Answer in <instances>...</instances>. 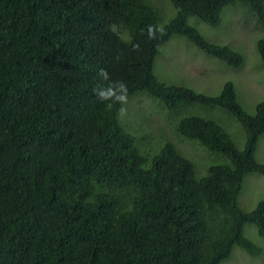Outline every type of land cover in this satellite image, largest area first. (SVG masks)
Instances as JSON below:
<instances>
[{
  "label": "trees",
  "instance_id": "trees-1",
  "mask_svg": "<svg viewBox=\"0 0 264 264\" xmlns=\"http://www.w3.org/2000/svg\"><path fill=\"white\" fill-rule=\"evenodd\" d=\"M162 24L148 0H0V264H222L238 248L262 249L264 201L239 204L244 178L264 176L256 150L264 101L247 113L227 81L217 95L159 81L161 47L185 37L238 68L245 56L188 23L217 28L240 4L264 28V0H168ZM256 51L264 64V38ZM156 100L168 113L220 108L245 134L242 149L216 120L186 115L176 137L222 162L203 164L170 140L157 151L122 121L126 100ZM201 166V168H202Z\"/></svg>",
  "mask_w": 264,
  "mask_h": 264
},
{
  "label": "rangeland",
  "instance_id": "rangeland-1",
  "mask_svg": "<svg viewBox=\"0 0 264 264\" xmlns=\"http://www.w3.org/2000/svg\"><path fill=\"white\" fill-rule=\"evenodd\" d=\"M148 1L159 10L162 24L174 17L175 11L168 0ZM188 23L195 26L209 41L228 45L241 53L245 56L244 64L238 68L229 67L224 62L205 55L185 37L174 36L161 47L155 61L153 71L158 80L190 87L207 95H217L222 85L231 81L241 106L247 113L253 114L256 104L264 101V64L255 46L257 40L264 38L262 24L240 4L225 8L223 23L217 28H211L195 18H189ZM121 113L123 122L133 116L136 123H143V129L132 121L123 123L126 131L140 140L141 150L155 152L170 140L180 151L193 157L202 171V165L206 161L208 165L222 161L208 152H204V159L197 142L179 140L176 137L174 126L182 117L199 115L212 118L225 127L235 147L242 149L245 143V134L240 124L220 108L191 106L180 114L168 113L156 100L139 94L126 100ZM256 160L264 163V135L258 141ZM259 201H264V176L248 174L244 178L239 204L243 210L251 211ZM245 235L262 249L263 254L260 257H250L235 248L229 260L222 264H264V238L259 237L253 225L245 227Z\"/></svg>",
  "mask_w": 264,
  "mask_h": 264
}]
</instances>
